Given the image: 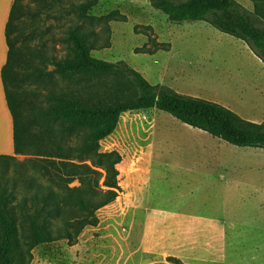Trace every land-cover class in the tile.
<instances>
[{
  "label": "rangeland",
  "instance_id": "obj_1",
  "mask_svg": "<svg viewBox=\"0 0 264 264\" xmlns=\"http://www.w3.org/2000/svg\"><path fill=\"white\" fill-rule=\"evenodd\" d=\"M87 1L64 0L38 18L39 46L44 44L51 60L66 56L68 29L81 25L95 42L93 58L125 63L152 85L218 103L244 121L264 123V62L244 41L205 22H170L149 0H99L88 13L94 20L79 19L71 9ZM235 1L252 12L264 11V0ZM24 4L38 7L33 0ZM111 14L115 20L99 21ZM112 81L52 75L59 91L84 95L102 93V82ZM25 92L24 125L32 137L33 107L45 101L38 83ZM101 147L122 156L117 199L97 213L96 227L33 248L30 264H173L169 258L184 264H264V149H240L156 109L124 114ZM16 158L0 164V178L9 180V187L21 164L32 168L28 161L36 157ZM200 164L216 169V181L199 174ZM22 195L20 187L18 200ZM204 220L215 228L208 229ZM196 228L202 233L195 234Z\"/></svg>",
  "mask_w": 264,
  "mask_h": 264
},
{
  "label": "trees",
  "instance_id": "obj_2",
  "mask_svg": "<svg viewBox=\"0 0 264 264\" xmlns=\"http://www.w3.org/2000/svg\"><path fill=\"white\" fill-rule=\"evenodd\" d=\"M25 1L15 0L5 31L8 59L2 80L14 120L15 156H0V164L10 165L16 156L30 153L36 158L28 161L32 168L21 164L23 169L16 173L18 178L11 181V187L9 180L0 178V264H30L33 248L71 240L86 227L99 224L97 213L119 195L118 166L122 162L118 152L103 151L101 142L115 132L126 113L156 109L232 146L264 149V123L244 121L218 103L183 95L161 84L152 85L125 63L93 58L95 42L81 25L68 29L66 56L51 60L44 44L39 46L38 18L64 0H33L38 6L35 9ZM149 2L170 22H205L244 41L264 62L263 10L252 12L235 0ZM98 3L88 0L71 12L79 19L94 20L88 13ZM114 15L99 21L115 20ZM50 65L53 71H49ZM53 74L70 81L101 77H113V81L102 82V93H65L52 82ZM37 83L42 86L45 106L33 104L37 110L36 132L30 137L24 125L25 91ZM74 182L79 185L70 187ZM20 187L23 195L18 200ZM59 224L62 227H57ZM169 261L184 264L177 258Z\"/></svg>",
  "mask_w": 264,
  "mask_h": 264
},
{
  "label": "crops",
  "instance_id": "obj_3",
  "mask_svg": "<svg viewBox=\"0 0 264 264\" xmlns=\"http://www.w3.org/2000/svg\"><path fill=\"white\" fill-rule=\"evenodd\" d=\"M15 0H0V156H15V145H14V120L10 112L8 102L6 99L5 88L2 80V70L7 63L8 59V46L6 42V26L9 21L11 9L14 5ZM247 149V148H240ZM210 164H200L198 166L199 174L207 179H213L216 181V169L210 168ZM225 165L222 164V171ZM228 175L226 174V177ZM225 176L222 179H226ZM228 184V183H227ZM209 223L208 229L215 228L214 222L211 220H204ZM214 225V226H213ZM195 234H200L202 231L200 228H196Z\"/></svg>",
  "mask_w": 264,
  "mask_h": 264
}]
</instances>
